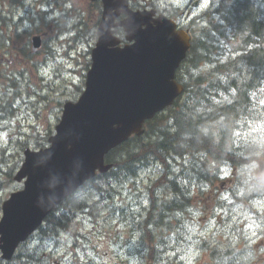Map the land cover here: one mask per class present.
Masks as SVG:
<instances>
[{"label":"trees","instance_id":"obj_1","mask_svg":"<svg viewBox=\"0 0 264 264\" xmlns=\"http://www.w3.org/2000/svg\"><path fill=\"white\" fill-rule=\"evenodd\" d=\"M263 10L264 9L261 6L255 4L252 0H244L238 4L236 3L235 6L233 5V7L225 9L221 15L225 18L224 20L226 22V28L236 27L234 32L235 35H230V30L225 32V27H221L219 25L217 27L219 32L216 42L225 40L224 44H227V46L221 48V45H215V42L210 41L212 40V37L208 34L209 38L205 40V42H199L198 45L192 49L190 58L188 60L189 66L186 69V72L184 70L181 75V77H185V80H180L181 83L183 82L184 84L185 93L181 97V100H178L175 106L169 109V118L171 121L170 124L168 126H164L158 122V119L152 123L150 122L148 124V131L155 135L154 138L150 139L149 142L147 141L148 143L142 137L135 138L133 139V143H136L134 148L129 147V145H131L129 142L128 144H125L121 148L117 149L114 154H111L110 156L112 163H114L113 176H115V179L119 182L130 178H135L141 167H147L151 165L152 167L156 166L159 168V171L157 172L158 178L155 185L158 187H160L161 184L163 185L160 187L161 193L159 195H156L153 189L150 190V198L152 203L149 213H146L148 216L143 219L141 223L138 220L137 222L135 218L133 220L131 219L127 221L129 222L133 232L139 234L140 244L143 245L144 250L147 252L145 260L150 258L155 259L157 256L156 253L158 244L154 242L156 234L152 231H159L160 229V236H158L161 237V230H166L167 227L172 230L170 225L171 216L169 217V211L176 207L175 204L178 205L173 212V218L178 219L180 216V211H183L185 204L190 201V199L187 197L189 187L182 183L183 178L181 182L178 176L175 174L178 170H174L175 173L173 172V167L176 165V158H181V160L183 158L182 161H185L189 157L187 163H194L192 167L195 169L194 171H198V173L202 170L206 171V168H209L207 162L210 159L220 163H231V160L234 158L233 156L239 155L235 151L228 152V150H224V148L227 146V142L230 139L229 130L231 127V120L233 118L235 119L242 117L253 119L258 117L257 114L259 115L263 111L261 107H259L257 104L255 105L253 101H251L253 98H251V94H253L255 90H258L259 86L264 83ZM209 25V29L206 30L207 32L211 31L210 28H212L211 22H209ZM205 26L207 27L206 24ZM236 32L238 33L236 34ZM219 49H223L221 54L224 53V55H221V57L224 59L216 61V63L209 65L207 68L204 67L202 62L205 64L208 62L207 59H209L211 62L213 60L212 57ZM228 54H230L229 57ZM223 77L227 79V81L229 80V84L233 83L232 86H239L237 85V82H240L239 87L234 86L238 89L236 93L231 94V96H226L224 93L218 92L215 95L214 92L208 91L209 84L210 87L215 88V91L217 90L216 88L221 90L220 86H224L223 83L225 80ZM205 89L207 91L206 93ZM209 94H212V96ZM226 98L228 99L226 100ZM209 106H212V108ZM213 111H216V114H214L215 112ZM202 113L205 115L203 116ZM223 119L226 121L223 124L221 133L222 142H219L221 144L216 143L211 136L200 133L202 128L208 127V125H210L213 121L219 124V122ZM174 150L177 151L175 152ZM173 153H176V157ZM201 161L204 162V166L199 165ZM231 164L237 165V161ZM174 183L177 186L174 185ZM181 184H183L185 188L187 187V191L184 187L182 188L183 185ZM167 191H170V197L164 198V194ZM175 192L176 194H173ZM157 197L159 198L157 199ZM165 204H167L169 207H167V205L165 206ZM170 204L172 206H170ZM158 206L161 207L159 208ZM162 208H165V211H163ZM59 219L60 228H65L68 224V216L66 214H62L60 215ZM50 220L53 223L58 222L54 216H51ZM151 221H153V223ZM149 223H151V227L154 226V229L147 228V224Z\"/></svg>","mask_w":264,"mask_h":264},{"label":"water","instance_id":"obj_2","mask_svg":"<svg viewBox=\"0 0 264 264\" xmlns=\"http://www.w3.org/2000/svg\"><path fill=\"white\" fill-rule=\"evenodd\" d=\"M136 40L123 51L100 47L87 92L78 104L66 106L51 151L37 171L30 167L27 199L33 205L29 211L17 209L13 220L29 219L32 227L39 224L47 201L65 189L74 173L103 169L109 149L130 132L140 133L144 121L179 94L174 77L186 48L167 47L164 39L153 35Z\"/></svg>","mask_w":264,"mask_h":264},{"label":"rangeland","instance_id":"obj_3","mask_svg":"<svg viewBox=\"0 0 264 264\" xmlns=\"http://www.w3.org/2000/svg\"><path fill=\"white\" fill-rule=\"evenodd\" d=\"M230 1L231 0H229V3ZM84 18L87 23L88 22L87 13L84 14ZM59 29L60 28H58V30ZM35 31L36 29L33 30V32ZM53 34H54V38L50 39L49 40L50 43H47L45 45L46 48L45 50L43 49L44 53H48L50 47L54 46L55 42L58 43L60 48V38H59L60 31L59 33L55 31ZM57 36L58 38L55 39ZM18 45H19V41H18ZM44 53L42 54L43 56ZM263 91H264V87L261 89L260 92ZM71 92L72 91L70 90L69 94ZM223 93L224 95L229 96L228 92H223ZM44 95L46 96L47 93H45ZM51 99H54L52 100L54 104L59 103V101L61 102L63 100L64 101L72 100V98L69 95H67L66 97H60V95L58 96L51 95ZM227 99L228 98H226V100ZM50 109L52 110L53 115L50 116L51 118L50 121H48V123L51 121L54 122V127H55V124L57 123L59 117L61 116V113L59 114V111L55 110L52 104L46 106V108L43 111L46 112V110H48L50 113L51 112ZM222 126L223 124H218L213 121L208 127H212L216 131L217 129L221 130ZM205 128H202L200 133L204 135L208 134L210 130H207V127ZM236 161L237 164H239L238 166L241 167L242 169L238 170L237 172L238 173L237 179L239 180L240 183L237 182L235 189L233 191L232 198L234 200H242V199L251 200L254 197H256V195L259 194V190L261 188H264V180H263L264 169L263 171H259V167L262 164V162L260 160H257L249 164L250 159L248 158L247 160L232 159L231 163H234ZM212 166H215L214 163H212ZM153 168L155 170L149 168L147 171L148 173L147 177H145V173H144L142 177L145 178H140L135 185L136 186L140 185L141 187H145L149 185L148 186L149 188L152 185L153 181L158 177L157 172L159 171V168H155V167ZM194 176H197V174H194ZM228 186L229 185L227 182L224 183L221 182L219 189L220 191L225 192L228 190ZM220 191L217 189L206 190L205 192H203L201 197H199L200 193L196 192V195L198 196L196 202L198 203H196V206L192 209L193 211L190 213V216L194 221L192 224H188V223L179 224L174 220L173 217H171L170 225L175 232L173 230L170 231L165 230L163 235L167 243H172V247L174 244L176 245L177 243L179 247L176 248V250L173 252V249L168 250L163 246L164 253L173 255L176 254L178 251L187 252L198 248L195 251L194 254L195 256L188 258L189 262L190 264H204L205 262L209 261V256L211 255L214 248L219 250L224 249L223 244L221 243L218 244V242L221 239L223 240V237H225V235H228L233 231L237 230L239 225V218H243V219L247 218V220H249L248 223L250 224L249 228L251 230L255 232L261 230L262 216L264 215V204H261L262 201H255L253 203L254 207L252 206L251 209L249 208L247 209L245 208L244 205H239L240 204L239 202L237 204L238 206L237 205L235 206L233 200L227 199L225 194L221 193ZM88 192L90 196L91 190H89ZM159 192H156V195H159L160 194ZM165 197L166 196H164V198ZM158 198L159 197H157V199ZM91 202L95 203V202H103V201L101 197L99 198L97 196H94L91 198ZM119 204L121 205V201L119 202ZM129 204L130 207L136 208V211L128 212L130 216H136L137 211H140V209L144 210L149 207V205L146 206L136 205L131 201H129ZM231 205H234V207H231ZM99 208L101 212L99 211L100 216L97 219L87 217L88 214L78 215V218L75 219L71 224L69 231L61 237L62 241L63 242L68 241L70 246L68 247L63 246L61 247V250H59L58 252H55L56 251L55 249L54 250L50 249L54 251L52 252L53 255L50 259L51 263L59 261L60 257L62 259H67L65 262L66 264H73L75 262V258L73 255L74 247L72 246L75 240L74 238L75 235H82V236L86 235L87 239L90 240L89 243L87 244L89 246L87 250L78 249L79 251L84 252L81 254L83 258L85 255L89 254L90 262L88 264H122L123 260H129L132 264L138 263L137 262L138 257L136 255V251L138 250V248L135 247L134 245L136 243V240L135 239L131 240L128 234L125 231H123V228L121 226L122 218H120L119 216H107L106 215L107 209L106 206L104 205H99ZM230 210L236 212L235 218L231 216ZM252 211L253 214L251 215ZM94 215L96 216V214ZM217 219L220 221L219 226L217 225V221H216ZM157 232L160 231H156V233ZM101 234L102 236L99 239V236L97 235H101ZM236 234H238V231H236ZM126 240H128L129 243L126 242ZM176 240L179 241L177 242ZM242 244L244 247V250L242 251L243 255L240 256V258L236 257V260L239 261V259H243L245 260L246 264H250L248 262V259H249V253L251 251L249 248L251 245H248L246 242L243 243V241ZM95 245L98 246L100 252H98V249H94ZM188 245H192V246L189 247ZM232 248L235 250L236 253L241 254V252L239 251V246H237L236 243H234ZM90 249H92V251H90ZM261 259H264V251L262 252ZM86 261H88V259ZM252 262H255L257 264L263 263L260 262L258 256L252 257Z\"/></svg>","mask_w":264,"mask_h":264},{"label":"bare ground","instance_id":"obj_4","mask_svg":"<svg viewBox=\"0 0 264 264\" xmlns=\"http://www.w3.org/2000/svg\"><path fill=\"white\" fill-rule=\"evenodd\" d=\"M224 1V10L225 9H227V8H230V7H233V5L235 6L236 5V3L238 4L239 2H241V1H244V0H231L230 1V3H229V0H223ZM255 4H257V5H259V6H261L263 9H264V0H252ZM259 11V10H258ZM264 11V10H263ZM261 12V11H260ZM207 13V11H201L200 10V12H199V15L197 16V23H198V25H201L200 27H203L205 24L207 25V27L205 26V30H208L209 29V23L206 21V19L204 18V16H205V14ZM262 14V13H261ZM253 27V26H252ZM230 49H231V47H230ZM223 50V49H222ZM221 50V51H222ZM226 54V53H225ZM221 55H224V53L223 54H221ZM226 56V55H225ZM230 56V54H228V57ZM240 56V55H239ZM227 57V58H228ZM237 57H238V55H237ZM204 67H209V63L208 62H206L205 64H204ZM228 77V76H227ZM224 78V77H223ZM225 79V78H224ZM229 81V80H228ZM227 81V79H225L224 80V83H223V85L224 86H220V89L221 90H219V88H216L217 90L215 91L214 89V87H210V84H209V86H208V91L209 92H214L215 93V95H216V93H218V92H220V93H223V92H228L229 93V95L231 96V94H233V93H236L237 91H238V89L236 88V87H239L240 86V82L238 81L237 82V85H239V86H236V85H233L232 86V84H229V82ZM212 86V85H211ZM234 86H236V87H234ZM225 87V88H224ZM264 87V83L262 84V85H260L259 86V88H258V90H255L254 91V93L253 94H251V98L252 97H255V96H257L259 93H261L260 91H261V89ZM222 88H224V89H222ZM207 91H206V89H205V93H206ZM208 92V93H209ZM204 93V92H203ZM214 93H213V95H214ZM210 95V94H209ZM208 95V96H209ZM210 96H212V94L210 95ZM236 96V95H235ZM237 97V96H236ZM235 97V98H236ZM208 98V97H207ZM233 98V97H232ZM214 100V99H213ZM235 101V100H234ZM206 102H208V101H206ZM213 102V101H212ZM254 103V102H253ZM207 104V103H206ZM205 104V105H206ZM211 104V103H210ZM205 105H204V107H205ZM217 105V104H216ZM215 105V106H216ZM232 105V104H231ZM230 105V106H231ZM256 105V104H255ZM258 105V104H257ZM213 106V105H212ZM212 106H209V107H211L212 108ZM221 106V105H220ZM203 107V106H202ZM201 107V108H202ZM224 107V106H223ZM227 107V106H226ZM255 107V106H254ZM260 107V106H259ZM258 107V108H259ZM208 108V107H207ZM217 109V108H216ZM221 109V108H220ZM256 109V108H255ZM201 110V109H200ZM210 110V109H209ZM256 110H258V109H256ZM203 111V110H202ZM204 111H205V109H204ZM212 112V111H211ZM213 112H215L214 114H216V111H213ZM255 112H257V111H255ZM201 113V112H200ZM222 113V112H221ZM209 114H211V113H209ZM208 114V115H209ZM202 115H203V113H202ZM205 115V114H204ZM203 115V116H204ZM218 115V114H217ZM255 115H256V113H255ZM198 116V115H197ZM201 116V115H200ZM203 116H201V117H203ZM207 116V115H206ZM226 116V115H225ZM244 116V115H243ZM246 116V115H245ZM257 116H259L258 114H257ZM199 117V116H198ZM211 117V116H210ZM210 117H209V119H210ZM213 117H215V116H213ZM250 117V116H249ZM251 117H253V116H251ZM255 117V116H254ZM226 118V117H225ZM243 118V117H242ZM205 119H207V118H205ZM247 119V118H246ZM213 120V119H212ZM215 120V119H214ZM224 124V123H223ZM176 125V124H175ZM209 126V125H208ZM179 127V126H178ZM206 129V128H205ZM222 129H223V126L221 127V130H219V129H217L216 131L212 128V127H207V130H210L209 132H211L213 135H214V137H217V138H219L218 140H220V142H222V137H221V135H219V134H221V131H222ZM214 130V131H213ZM229 131H231V127H230V130ZM218 135H217V134ZM211 138V137H210ZM216 138V139H217ZM212 141V140H211ZM177 144V143H176ZM180 144V143H179ZM214 144V143H213ZM219 144H221V143H219ZM183 146V145H182ZM171 147V146H170ZM174 147V146H173ZM172 147V148H173ZM188 148V147H187ZM176 149V148H175ZM185 149V148H184ZM187 150V149H186ZM189 150V149H188ZM167 151V150H166ZM175 151V150H174ZM177 151V150H176ZM175 151V152H176ZM190 151V150H189ZM188 151V152H189ZM178 152H179V150H178ZM181 152V151H180ZM166 153H169V152H166ZM174 154V153H173ZM176 154V153H175ZM175 154H174V156H175ZM178 154V153H177ZM182 154V153H181ZM180 154V155H181ZM187 154H189V153H187ZM167 155V154H166ZM243 156V155H242ZM242 156H240V155H234L233 157V159H241V160H247L248 158H243ZM162 157V156H161ZM169 157V156H168ZM176 157V156H175ZM181 157H182V155H181ZM155 158V157H154ZM165 158V157H164ZM179 159H181V158H179ZM224 159H226V158H224ZM182 160H183V158H182ZM186 161V160H185ZM173 162V161H172ZM173 163H175V162H173ZM177 164V163H176ZM199 165L200 166H204V162H201V163H199ZM196 167V166H195ZM182 169H183V173H185V175H187L188 177L186 178V181L188 182V183H191L192 182V180H193V177H196V176H194V174H197V176H199V177H204L205 176V171L204 170H202L201 172H199L198 173V171L196 172V171H194L195 169L193 168V167H191V166H189V165H186V166H183L182 167ZM199 169V168H198ZM197 169V170H198ZM199 170H201V169H199ZM158 174V173H157ZM156 174V175H157ZM164 175V174H163ZM163 177V176H162ZM162 177H160V178H162ZM165 177V176H164ZM158 178V177H157ZM166 179V178H165ZM163 180V179H162ZM167 180V179H166ZM168 182V181H167ZM183 182H184V180H183ZM239 182V181H238ZM169 183V182H168ZM240 183V182H239ZM170 184V183H169ZM161 185H163V184H161ZM161 185H160V187H161ZM174 185H176L175 183H174ZM183 185V184H182ZM242 185H243V183H242ZM177 186V185H176ZM165 187V186H164ZM171 187V186H170ZM173 187V186H172ZM184 187V185L182 186V188ZM167 188V187H166ZM180 188V187H179ZM185 188V187H184ZM164 189V188H163ZM173 189V188H172ZM175 189V188H174ZM178 189V188H177ZM186 189V191H187V188H185ZM165 190V189H164ZM166 191V190H165ZM183 191V190H182ZM185 191V192H186ZM151 192V191H150ZM170 192V191H169ZM179 193V192H178ZM177 193V194H178ZM173 194H176V192L175 193H173ZM185 195V194H184ZM174 196V195H173ZM167 203V202H166ZM178 203V202H177ZM168 204V203H167ZM167 204H165V206L167 205ZM172 204V203H171ZM170 204V206H172ZM174 204V203H173ZM162 205H163V203H162ZM174 206V205H173ZM175 206L176 207H174V209L175 208H177V206L178 205H176L175 204ZM157 207V206H156ZM159 208L161 207V206H158ZM167 207H169L168 205H167ZM172 208V207H171ZM170 208V209H171ZM163 209V208H162ZM165 209V208H164ZM163 209V211H165ZM166 209H168V208H166ZM174 209L172 208V210L171 211H169V216H171V217H173V215H174ZM154 210H155V207H154ZM162 211V210H161ZM158 213H160V212H158ZM162 213V212H161ZM162 214H164V213H162ZM162 214H159V215H162ZM134 219V218H133ZM132 219V220H133ZM164 220V219H163ZM162 220V221H163ZM168 220V219H167ZM133 222H135V221H133ZM149 222V221H148ZM152 223H153V221H151ZM169 222V221H168ZM141 223V222H140ZM144 223V222H143ZM142 223V224H143ZM156 223V222H155ZM160 223V222H159ZM165 223V222H164ZM137 225V224H136ZM148 225V224H147ZM156 225V224H155ZM167 225H169V224H167ZM140 226V225H139ZM144 226V225H143ZM160 226V225H159ZM163 226V225H162ZM183 226V225H182ZM145 227V226H144ZM154 227V226H153ZM156 227H158V226H156ZM143 228V227H142ZM146 228V227H145ZM161 228V227H160ZM141 229V228H140ZM142 230V229H141ZM143 230H144V228H143ZM149 230V229H148ZM166 230H169L170 231V228L169 227H167V229ZM159 231H160V229H159ZM186 231V230H185ZM187 232V231H186ZM186 239V238H185ZM182 240V239H181ZM183 246V245H182ZM164 247L166 248V249H168V250H171V249H173V252L176 250V248H178L179 247V245H178V243L175 245H173V247H172V243H165L164 244ZM177 254V253H176Z\"/></svg>","mask_w":264,"mask_h":264},{"label":"flooded vegetation","instance_id":"obj_5","mask_svg":"<svg viewBox=\"0 0 264 264\" xmlns=\"http://www.w3.org/2000/svg\"><path fill=\"white\" fill-rule=\"evenodd\" d=\"M186 176H187V175H186ZM187 177H188V176H187ZM187 177H186V178H187Z\"/></svg>","mask_w":264,"mask_h":264}]
</instances>
